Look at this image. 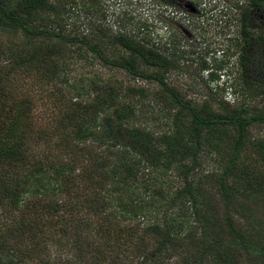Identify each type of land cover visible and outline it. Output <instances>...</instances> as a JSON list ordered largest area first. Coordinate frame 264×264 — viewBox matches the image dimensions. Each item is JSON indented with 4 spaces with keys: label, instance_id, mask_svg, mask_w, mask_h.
Instances as JSON below:
<instances>
[{
    "label": "trees",
    "instance_id": "1",
    "mask_svg": "<svg viewBox=\"0 0 264 264\" xmlns=\"http://www.w3.org/2000/svg\"><path fill=\"white\" fill-rule=\"evenodd\" d=\"M62 1L0 0V264H264V135L250 134L264 126V78L252 76L264 34L249 32L252 12L240 16L243 97L195 100L168 83L174 60L149 39L66 34ZM76 43L155 87L63 80ZM221 68L204 63L207 87ZM41 93L54 109L38 119ZM150 94L162 130L141 115Z\"/></svg>",
    "mask_w": 264,
    "mask_h": 264
},
{
    "label": "rangeland",
    "instance_id": "2",
    "mask_svg": "<svg viewBox=\"0 0 264 264\" xmlns=\"http://www.w3.org/2000/svg\"><path fill=\"white\" fill-rule=\"evenodd\" d=\"M76 1V4L72 0H63L59 3L62 12L63 10L65 12L62 13L61 23L66 34L79 37L90 34L86 37L96 41L100 37L97 27H101L111 34L119 31L136 38H147L174 60L175 66L168 73L167 81L175 89L185 93L187 98L199 100L208 91L217 96L223 95L230 102L243 97L239 63L240 51L244 45L240 31L242 11L248 9L252 12L249 32L253 36L264 34L263 10L249 0H188L196 8L194 12L188 8L177 9L172 5H165L159 0ZM0 39L6 41L8 38L1 35ZM104 40L103 48L107 45V38ZM110 50L112 49H105V53ZM253 51L256 68L252 76L262 79L264 78V70L261 67L262 51L258 47ZM66 54L62 60L66 62L62 77L69 83L81 85L85 82L86 76L98 75L107 78L112 75L114 79L124 84L145 85L148 94L151 93V88L155 87V83L134 79L123 69L104 66L86 47L77 43ZM205 62L211 66H222L218 71V80L208 83L210 87H207L205 82L209 71L203 70ZM23 77L26 81L34 78L27 75ZM43 97L41 93L35 106V115L38 119L42 118L44 111L54 109ZM259 99H254L252 103L258 102ZM155 100L151 94L143 99L141 115L146 117V121L154 129L162 130L166 124L153 107L157 105ZM250 134L254 137L263 136L264 126H253ZM202 160L203 169L215 165L213 158L207 155L203 156ZM168 263L173 264V260Z\"/></svg>",
    "mask_w": 264,
    "mask_h": 264
},
{
    "label": "flooded vegetation",
    "instance_id": "3",
    "mask_svg": "<svg viewBox=\"0 0 264 264\" xmlns=\"http://www.w3.org/2000/svg\"><path fill=\"white\" fill-rule=\"evenodd\" d=\"M183 7L188 8L191 12H194L196 10L195 6L192 4H184Z\"/></svg>",
    "mask_w": 264,
    "mask_h": 264
}]
</instances>
